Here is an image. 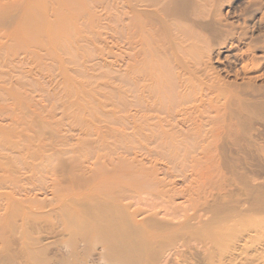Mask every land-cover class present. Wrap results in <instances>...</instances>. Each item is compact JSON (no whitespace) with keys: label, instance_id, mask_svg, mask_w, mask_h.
I'll use <instances>...</instances> for the list:
<instances>
[{"label":"bare ground","instance_id":"obj_1","mask_svg":"<svg viewBox=\"0 0 264 264\" xmlns=\"http://www.w3.org/2000/svg\"><path fill=\"white\" fill-rule=\"evenodd\" d=\"M113 1L127 51L116 161L56 163L43 189L52 199L40 201L17 187L36 168L4 170L3 124L36 115L34 96L51 100L52 71L65 69L55 50L66 52L53 21L68 0H0V264L253 261L264 231V0Z\"/></svg>","mask_w":264,"mask_h":264},{"label":"rangeland","instance_id":"obj_2","mask_svg":"<svg viewBox=\"0 0 264 264\" xmlns=\"http://www.w3.org/2000/svg\"><path fill=\"white\" fill-rule=\"evenodd\" d=\"M114 14L113 0H68L62 13L58 17L55 15L53 21L56 30H62L65 37L58 42L62 49L66 45V52L55 50V56L63 55L65 59L63 80L59 69L54 68L51 100L42 104L39 97L34 96L38 113L33 117L19 115V112L5 117L3 125L10 126L4 132V170L18 169L21 171L19 177H25L28 174L21 170L24 164L36 168L32 183L24 185L25 181H21L17 187L32 189L29 195H36L40 201L52 199L43 189L51 187L53 178L49 180L47 172L55 169L56 163L61 162L60 166L84 164L93 168L91 164L95 161L100 164L107 161L109 165L116 161L113 150L115 137L120 133L113 95L118 84L116 76L121 75L123 79L127 76V51L124 43L115 38ZM76 36L81 38L77 40L81 41L79 49L77 43L72 44ZM17 77L19 75L15 73L13 78ZM98 141H101L100 146L94 147ZM121 158L126 159L125 156ZM9 176L10 173H4L5 178L10 179ZM263 234L264 231L255 240L259 244L255 254L258 256L246 264H264ZM251 249L254 250L251 247L250 252ZM191 259L187 255L185 261L194 263Z\"/></svg>","mask_w":264,"mask_h":264}]
</instances>
